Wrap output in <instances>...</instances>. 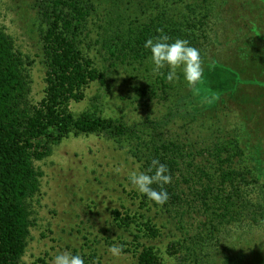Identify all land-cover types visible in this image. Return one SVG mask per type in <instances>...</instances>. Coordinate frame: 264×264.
<instances>
[{"label": "trees", "instance_id": "trees-1", "mask_svg": "<svg viewBox=\"0 0 264 264\" xmlns=\"http://www.w3.org/2000/svg\"><path fill=\"white\" fill-rule=\"evenodd\" d=\"M32 2L43 24L40 39L45 64L44 96L37 103L29 100L27 68L32 61L15 47L0 21V264H20L30 228L35 226L31 201L39 192L42 177L35 162L49 157L53 147L71 135H100L115 143L131 141V153L140 171L146 170L153 158L166 164L172 176L171 183L165 186L170 194L168 201L161 207L139 195L142 205L151 203L166 213L176 209L180 218L197 222L194 244L203 233L211 243L229 231L236 233L240 227L252 231L264 226V163L259 162L249 143L253 138L239 125L230 130L223 128L215 116L218 101L223 95L238 94L241 79L235 85H217L210 91L215 96L207 107L200 101L199 92L193 93L182 76L169 83L153 72V80L141 93L169 102L168 114L185 120L188 127L198 124L202 131L200 142H182L177 137L166 142L144 140L142 131L120 119L89 111L75 115L70 109L71 102L85 98V90L92 83L105 86L110 69L122 66L135 72L141 68L152 70L147 59L150 53L143 44L157 29H163L172 39H187L200 50L205 62L211 49L223 39L219 27L216 31L222 7L230 3L240 11L263 10L260 13L264 19V0ZM257 31L262 36L257 40L256 48L260 49L248 58L255 69L262 70L264 28ZM208 66L214 70L217 63ZM214 76L220 75L209 74L210 79ZM249 81L264 92V77L262 81L257 77ZM210 108H214V114L208 112ZM127 211L121 215L114 209V219L124 228L136 224L137 232L143 235H133L131 250L124 247L128 243L121 241V252H132L136 264H162L159 251L140 241L160 236L158 227L151 217ZM180 218L179 224L183 221ZM170 248L174 249L175 243ZM180 248L187 252L191 249L184 245ZM82 257L85 264H93L95 255L89 256L92 259Z\"/></svg>", "mask_w": 264, "mask_h": 264}, {"label": "rangeland", "instance_id": "rangeland-1", "mask_svg": "<svg viewBox=\"0 0 264 264\" xmlns=\"http://www.w3.org/2000/svg\"><path fill=\"white\" fill-rule=\"evenodd\" d=\"M32 3V0H0V21L15 47L32 61L27 68L29 100L37 103L44 96L45 64L40 39L43 24ZM262 11H240L230 3L222 7L216 31L219 27L223 39L205 59L204 82L198 94L208 107L215 96L210 91L217 85H235L242 80L238 94L223 95L218 101L215 116L225 129L239 125L248 131L256 158L264 163V92L249 81L256 77L262 81L264 71H260L264 69H255L256 65L248 58L260 49L256 47L262 37L257 30L264 28ZM242 56L247 59L243 61L239 58ZM214 61L217 66L211 70L208 64ZM212 73L220 76L210 79ZM257 74L263 77L260 79ZM153 78L150 68H141L139 72L122 66L110 69L108 83L89 85L85 98L71 102L70 109L75 115L89 111L120 119L142 131L144 140L166 142L177 137L182 142H200L202 131L198 124L188 127L185 120L168 114L169 102L141 93ZM208 112L214 114V108ZM130 144L133 143H115L100 135H71L54 146L49 157L35 162L42 172L39 192L31 201L35 226L30 228L20 264H52L54 256L62 251L79 253L88 259L95 255L93 264H136L132 252L113 256L108 251L113 244L121 245V241L128 243L124 247L131 250L133 235H143L137 232L134 223L129 228L120 227L114 219V209L121 215L129 209L131 214L152 218L160 236L140 241L159 251L162 264H264V226L252 231L240 227L236 233L229 231L211 243L203 233L194 244L192 236L198 234L197 222L180 218L176 209L166 213L151 203L142 205L140 194L128 180L132 171H140ZM178 218L183 220L180 224ZM174 243L175 248L171 249ZM182 245L191 247L190 251L180 248Z\"/></svg>", "mask_w": 264, "mask_h": 264}, {"label": "clouds", "instance_id": "clouds-1", "mask_svg": "<svg viewBox=\"0 0 264 264\" xmlns=\"http://www.w3.org/2000/svg\"><path fill=\"white\" fill-rule=\"evenodd\" d=\"M143 47L150 53L147 59L154 73L169 83L182 76L193 93L199 91L204 82L205 66L200 50L191 46L187 39H172L163 29H157L155 35L146 39ZM128 180L136 192L157 206L162 207L169 199L165 186L171 183L172 176L168 166L158 158L151 159L146 170L132 171ZM108 251L113 256H119L122 245L113 244ZM52 264H85V260L79 253L62 251L54 256Z\"/></svg>", "mask_w": 264, "mask_h": 264}]
</instances>
